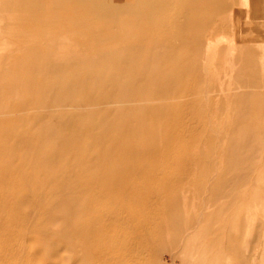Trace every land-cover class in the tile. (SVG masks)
Returning <instances> with one entry per match:
<instances>
[{"label": "bare ground", "instance_id": "1", "mask_svg": "<svg viewBox=\"0 0 264 264\" xmlns=\"http://www.w3.org/2000/svg\"><path fill=\"white\" fill-rule=\"evenodd\" d=\"M230 3L0 0L6 31L25 34L18 24L72 6L85 11L76 21L87 26L89 20L119 24L146 17L168 34L145 49L108 55L80 79L71 68L41 69L33 46L23 49L25 59L14 74L0 69V157L10 166L18 151L29 153L16 172L19 180L0 186V264H38L41 251L32 242L59 219L45 202L49 168L59 187L76 180L80 197L69 198L67 212L78 220V258L87 264H150V251L170 249L191 228L195 239L218 236L220 226L197 222L203 207L212 219L226 214L243 224V207L264 198V92L258 90L264 62L248 59V77L236 78L256 88L246 98L253 116L246 130H238L233 97L211 74L210 56L219 49L203 40L206 29L221 26L219 16ZM172 7L181 8L180 14L170 15ZM79 90L84 104L76 114L71 105ZM12 95L16 100L8 101ZM113 115L117 122L108 127ZM27 117L37 128L30 139L20 129ZM52 140L54 152L45 155Z\"/></svg>", "mask_w": 264, "mask_h": 264}, {"label": "rangeland", "instance_id": "2", "mask_svg": "<svg viewBox=\"0 0 264 264\" xmlns=\"http://www.w3.org/2000/svg\"><path fill=\"white\" fill-rule=\"evenodd\" d=\"M229 1L232 3L228 4L219 16L221 26L206 29L203 40L209 48L219 49L217 54L212 53L210 56L213 64H210L213 70L211 74L223 85L222 90L233 97L232 108L238 117V130L244 131L253 116L247 110L246 98L256 88L242 86L236 78L248 77L244 69L248 59L255 57L264 62V0ZM180 9L172 7L168 12L170 15H178ZM199 12L202 16H207L209 10L202 7ZM78 14L85 15V11L76 10L72 6L66 9H49L43 17H33L30 22L17 25L25 29V34L6 31L0 23V69L7 67L14 74L18 64L25 59L23 49L33 46L41 54L37 57L39 64L44 63L41 69L47 66L71 68L80 79V74L110 54L142 50L156 42H163L168 37L160 26L146 17H128L119 24H111L103 19L89 20L87 26L81 21H76ZM218 65L220 70L216 68ZM40 76L45 78L47 74L42 72ZM258 90L264 92V86ZM14 97L17 95L9 96L8 101H15ZM75 101L71 107L74 106L73 111L79 114L83 112L84 104L81 90L77 92ZM116 122L117 119L113 115L109 118L108 127ZM35 126L32 119L27 117L21 121L20 129L29 135L30 139L31 135L36 133ZM13 144L21 147V143ZM30 145L33 143L26 146ZM55 146V140H52L45 155H51ZM248 152V155L254 154L251 148ZM28 154L27 150L18 151L17 163L10 166L5 157H0V186L4 182H14L12 179L17 178L16 172L21 166L20 163ZM253 162L250 161L252 164ZM261 163L264 164V159ZM49 169L45 172L44 179V194L47 195L45 202L50 212L56 214L59 219L45 228L47 235L32 242L33 247L41 251L34 260L38 264H87L88 261L78 258L83 252L75 238L73 222L78 220L70 218L67 212L69 198L80 197L79 190L74 188L72 183L76 180L72 179L68 186L66 184L60 188L56 183L59 182L58 177ZM52 177L55 179L52 180ZM17 179L19 180V177ZM2 193L0 190V194ZM206 209L207 207H203L202 216L197 222L200 225L206 222L220 226L218 236L207 235L195 239V230L191 228L187 231L188 234L170 249L148 251L151 255L150 264H264V198L243 207V224L230 220L226 214H219L221 219H212L204 211ZM213 218H216V215ZM55 248L57 255L53 252Z\"/></svg>", "mask_w": 264, "mask_h": 264}]
</instances>
